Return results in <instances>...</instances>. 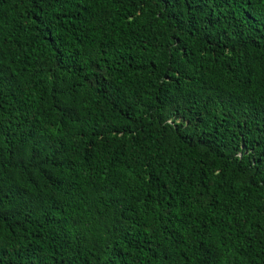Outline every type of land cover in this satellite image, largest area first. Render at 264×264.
Returning <instances> with one entry per match:
<instances>
[{"label": "trees", "instance_id": "1", "mask_svg": "<svg viewBox=\"0 0 264 264\" xmlns=\"http://www.w3.org/2000/svg\"><path fill=\"white\" fill-rule=\"evenodd\" d=\"M0 264H264V0H0Z\"/></svg>", "mask_w": 264, "mask_h": 264}]
</instances>
